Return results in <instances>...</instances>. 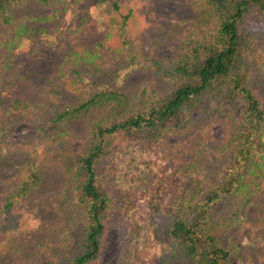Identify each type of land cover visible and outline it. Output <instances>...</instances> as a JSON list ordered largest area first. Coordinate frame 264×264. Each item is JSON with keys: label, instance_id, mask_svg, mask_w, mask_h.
<instances>
[{"label": "rangeland", "instance_id": "374dc122", "mask_svg": "<svg viewBox=\"0 0 264 264\" xmlns=\"http://www.w3.org/2000/svg\"><path fill=\"white\" fill-rule=\"evenodd\" d=\"M56 2L36 7L56 16L39 22L44 27L40 35H25L0 89V145L9 151L0 158V264H37L38 248L63 247V252L72 253L84 237L83 209L74 207L76 212H71L66 202L74 168L66 169L62 146L49 148L45 143L40 126L50 122L44 113L82 100L92 87L101 90L102 81L108 79L143 109L177 84L160 69L181 58L190 34L210 30V36L215 29L210 19L200 17L199 0ZM27 6L15 11V20L33 12ZM241 30L252 44L247 63L252 86L264 104V11L253 8L248 12ZM71 48L81 57L76 66L75 55L68 53ZM116 68V73L92 82L95 75ZM188 117H193L196 128L165 133L156 142L148 139L144 147L124 133L111 137L113 153L98 165L110 205L100 251L89 264H189L187 258L176 257L168 234L169 210L181 198L203 196L214 166L220 167L223 156L218 143L228 131L221 113L211 114L213 122L198 110ZM72 127L71 157L89 145L87 122H75ZM23 147L28 149L24 153ZM32 156L44 165L42 180L23 198L14 192L27 175ZM195 160L201 163L198 171L185 167ZM142 170L148 172L146 180ZM11 199L13 204L7 207ZM254 201L247 204L244 219L229 209L225 212L229 219L220 220L218 235L232 250L229 264H264V195ZM63 209L70 212L69 218L60 212ZM44 220L50 231L41 229Z\"/></svg>", "mask_w": 264, "mask_h": 264}, {"label": "trees", "instance_id": "16d2710c", "mask_svg": "<svg viewBox=\"0 0 264 264\" xmlns=\"http://www.w3.org/2000/svg\"><path fill=\"white\" fill-rule=\"evenodd\" d=\"M199 1L200 17L210 19L215 29L210 36V30L190 34L183 43L181 58L160 69L167 79L177 81L169 94L151 101L143 109L137 107L125 91L114 88L110 79L102 81L116 73V68L94 76L92 82L105 84L101 90L92 87L82 100L42 114L48 116L50 122L40 126L45 143L49 148L62 146L61 156L66 169L69 172L74 168L68 189L71 194L66 196L68 208L71 212L82 208L86 222L77 251L65 253L61 250L63 247L60 250L57 247L56 250L54 247L38 248L34 256L37 264H89L97 258L105 229L104 218L110 205V195L98 165L100 160L113 153V135L124 133L131 142H141L140 146L144 147L148 139L156 142L165 133L196 128L198 125L193 117H188L194 110L206 115L204 118L211 122L212 113H221L228 135L218 143L223 158L219 157L220 167L214 166V173L206 179L203 196L181 198L175 208L171 204L168 234L174 242L176 257L187 258L189 264H229L232 250L218 235L221 218L226 222L229 218L225 217V212L232 209L234 216L244 219L247 204L264 195V104L250 78L247 58L252 44L241 30L248 12L253 8L264 11V0ZM50 3L59 4L56 0H0V29H4L0 31V89L12 71L11 63L17 48L26 37L40 35L39 30L44 27L39 22L56 16V12L43 13L36 9ZM23 6L31 7L33 12L28 9V13L15 20V11ZM68 53L75 55L72 61L76 66L81 59L79 53L73 48ZM73 70L80 73L76 67ZM108 84L111 86H106ZM81 121L87 122L89 145L84 152L71 157L70 147L75 140L72 126ZM22 150L24 153L28 149L23 147ZM8 154L7 147L0 145V158ZM200 164L195 160L185 167L198 171ZM26 167L27 175L14 192L23 198L40 185L44 165L33 157ZM142 173L146 180L149 177L147 170ZM12 204L11 199L7 207ZM60 212L69 218L67 209ZM262 215L264 218V211ZM40 225L44 232L51 230L46 220ZM3 231L7 230L3 228ZM24 244L26 247V242Z\"/></svg>", "mask_w": 264, "mask_h": 264}]
</instances>
